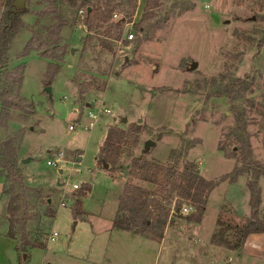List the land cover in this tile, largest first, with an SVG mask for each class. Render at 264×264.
Wrapping results in <instances>:
<instances>
[{
  "label": "rangeland",
  "instance_id": "374dc122",
  "mask_svg": "<svg viewBox=\"0 0 264 264\" xmlns=\"http://www.w3.org/2000/svg\"><path fill=\"white\" fill-rule=\"evenodd\" d=\"M53 1L56 11L40 16L38 11L45 0H25L28 12L20 15L21 25L7 50L5 68L22 66L19 91L32 105L11 108L5 124L0 110V138L20 134L14 141L17 165L23 163L29 175L27 180L20 167L21 177L6 179L0 172V264H40L53 245L58 248L56 243L67 245L75 232L87 235L96 231L99 242L103 237L107 240L109 254L111 248H118L111 251V256L118 257L119 264H241L243 260L231 253L220 259L208 254L202 261L191 256L184 240L198 232L193 229L199 218L197 204L162 184L133 177L129 169L133 157L140 156L178 170L187 166L207 179L215 178L217 183L244 174L249 204L253 194L249 184L258 191L256 213L251 210L250 216L241 217L224 205L214 234L238 246L245 226L251 225L249 219L264 227L258 185L259 177L264 176L259 127L264 121V0H115L109 18L94 20L91 27L83 22L84 12L67 0ZM147 2L149 7L145 6ZM60 18L65 24L59 31L58 44L49 43L45 48L59 58L47 57L49 52L32 48L34 43L21 55L35 31L45 36V27ZM129 32L132 38L127 37ZM194 61L197 66L191 68ZM50 62L59 64L51 78ZM0 76L2 88L10 78L3 70ZM142 82H149V93ZM46 85L51 86L50 94L45 91ZM99 107L110 112L97 113L89 128L90 137L89 129L68 128L77 117L89 120L88 109L97 112ZM137 112L140 119L128 118ZM112 122L128 134L126 144H119L117 152L114 146L103 145L102 150L116 160L104 167L98 160L100 152L99 165L92 156L106 124ZM147 138L155 142L144 149ZM58 148L67 158L76 149L85 150L80 165L83 171L68 173L48 165V155ZM230 166H238L239 171L232 179V169L224 173ZM223 173L225 178L220 180ZM74 182L80 185L78 189L73 187ZM88 183L91 193L83 202L88 212L84 218L77 217L73 228V192H86ZM129 183L148 191L142 196L148 201L147 210L170 208L162 241L146 232L140 235L115 227L109 221L112 198L119 202ZM57 188L63 191L58 193ZM236 194L235 190L231 197L226 196L240 202ZM224 196L223 192L214 194L204 214L202 210L208 236L213 232L209 219L219 205L214 206V202ZM62 199H66L64 206L60 204ZM184 205L192 208L181 211ZM151 220H155L153 215L149 216ZM171 228L178 231L176 240L172 239ZM51 229L60 233L56 241L46 239ZM9 232L15 239L7 235ZM23 236L40 238L44 244L27 248L24 257Z\"/></svg>",
  "mask_w": 264,
  "mask_h": 264
},
{
  "label": "trees",
  "instance_id": "16d2710c",
  "mask_svg": "<svg viewBox=\"0 0 264 264\" xmlns=\"http://www.w3.org/2000/svg\"><path fill=\"white\" fill-rule=\"evenodd\" d=\"M68 3L76 7L77 9H84V24L91 27L94 20H107L112 13L115 6V0H67ZM133 2V6H134ZM149 7L148 2L145 6ZM56 4L53 0H45V5L38 11L40 16L49 14L56 11ZM28 12L26 4L20 6L13 2V0H0V75L1 71H5L6 77L10 78V85L8 82L2 88H0V110L3 113L2 124L6 123L11 108L24 109L30 105L26 98L20 93V84L23 77L22 66H17L11 70L5 68V63L8 60L7 50L11 38L14 36L18 27L21 25L20 15ZM65 24V21L60 18L56 22L47 25L46 35L42 36L38 31H35L31 38L25 44L21 55L25 54L34 43L32 48L42 50L48 53L47 57H57L54 52L46 51L47 44H58L59 42V31ZM52 67H48V75L51 76L58 70L59 64L57 62H50ZM1 82V76H0ZM49 79L48 83L49 84ZM130 126L135 125L130 123ZM128 134L122 127L111 125L106 134V141L103 145L114 146L116 152L118 151L119 144H126L125 137ZM20 134L8 135L4 138H0V172L5 176L6 179L13 177H21L19 175V166L17 165L15 138ZM138 143L137 138L134 139L133 145L136 146ZM98 160L103 164L105 162L114 164L116 160L111 153H107L104 150H100ZM21 172V171H20ZM130 174L133 177L140 178L145 181L162 184L164 188L170 191H175L180 196L192 201L197 204L199 210V218L201 217L202 210L206 203V197L208 192L217 183V180L207 179L197 172H193L192 169L187 166L183 170L174 169L170 165L160 163L155 160L145 159L140 156H135L132 159L129 169ZM230 178L232 179L239 171L238 166L232 169ZM224 174L220 177V180L224 179ZM249 188L253 191L250 195V204L252 214L256 213V206L259 202L257 195L258 191L253 183L249 184ZM148 191L143 189L139 185L133 183L127 184L125 191L123 192L121 199L117 203V209L115 216L112 221V225L127 230H134L138 233H147L154 239L160 240L163 234V228L167 221L168 214L170 212L169 207L160 206V209L155 212L153 210H147L148 201L144 200L142 196L147 194ZM124 197L129 200L124 201ZM178 207H180V201H177ZM80 200H74L73 211L75 214L79 213ZM177 209V207H176ZM175 209V210H176ZM11 213L13 210L11 209ZM153 215L154 221H149V216ZM248 224L245 226L242 238L252 231H262L264 227L259 225L254 218L249 219ZM155 226V228H154ZM8 236L14 238V233H7ZM15 239V238H14ZM211 241L219 244H225L231 246V244L217 237L214 233L211 236ZM21 243L23 248L21 253L24 257L27 256L25 253L28 247L43 245L44 242L40 238H27L22 237ZM241 243V242H240ZM239 243V245H240ZM15 248L18 251V245L15 244ZM26 259V258H25Z\"/></svg>",
  "mask_w": 264,
  "mask_h": 264
},
{
  "label": "crops",
  "instance_id": "0c3cea01",
  "mask_svg": "<svg viewBox=\"0 0 264 264\" xmlns=\"http://www.w3.org/2000/svg\"><path fill=\"white\" fill-rule=\"evenodd\" d=\"M148 83L149 82H144V83L142 82V86L149 93L152 90V87H150V84H148ZM139 115H140V112H137L135 115H129L128 118L129 119H133L136 117L138 118ZM97 116H98V114H97ZM97 118L98 117H96V119ZM116 118H117L116 116L113 117V119H114L113 122L116 121ZM113 122L106 124L105 129L103 130L102 136L99 139L98 146L93 153L92 158H94V160H96L97 165H99L98 161H97L98 153L100 152L101 148L103 147L104 142L106 141L107 130H108L109 126L111 124H113ZM261 125H262V127H261ZM261 125H259V127L261 128V133H262L261 141L263 142V152L260 154H263V155H261L262 157L261 156L260 157L263 159V162H264V121L261 123ZM90 129L88 131L87 137H90ZM76 150H80L83 153L82 160H81V163H82L83 158L85 156V152H84L85 150L84 151L82 149H76ZM61 151H62V155H61L59 163H58L59 164L58 165L59 171L66 169V170H68V173H71L72 171H76V172L81 173L83 171V167L80 166L81 163L77 164V163H72V161H71L75 151H73V154L70 158L66 157V155L64 154L65 152L63 153V150H61ZM63 155L65 156V158ZM22 164L23 163L18 165L21 168V173H22V175L25 174V178L27 180H29V175H27V173L24 172ZM103 166L106 167L104 164H103ZM230 167L231 168L224 173H228L232 169V166H230ZM77 168H79V170H77ZM102 169L105 170V168H102ZM89 172H90V170H89ZM206 177H208V176H206ZM209 178H211V177H209ZM211 179H213V178H211ZM246 180H247L246 175L239 174L236 179H233V180H230L227 182L219 181V183L215 184L214 187L211 189V191L208 195L204 210H203V214H204L205 210L208 208L207 205L210 202L212 196H214V194L219 195L221 192L225 193V196L222 200H220V201L218 200V201L214 202V206L218 202H219V205L215 208L214 213L211 214L212 218L209 219L211 227H212L211 229H213V232H211L212 234L214 233V231L217 227V219H218L219 213L222 211L221 209L224 207V205H228L229 207H231L236 215H240L241 217L250 216L251 207L249 204V190L247 189V185L245 183ZM26 182L29 185L31 184L30 181H26ZM57 183H58L57 186L61 187L62 184L59 181H57ZM84 183H87V182H84ZM258 185L260 188V195L259 196L262 198V202L264 204V176L261 175L259 177ZM90 186L91 185L89 184V187H88L86 192H81V190H78V191L75 190L76 193L73 192V194L75 196V198H73V200H76V199L80 200L79 213L75 214L73 211L74 218H75L73 221V226H72L73 228L78 223L77 217H83L84 218L87 215L88 211L85 209L83 202H84L85 196L88 195V192H89V194L91 193L90 191H88V190H90ZM57 189H58V193L60 191L61 192L63 191V190H61V188H57ZM235 190L237 193L236 197L240 200V202L230 200L226 196V194H229L231 197V191L235 192ZM76 194H78L79 196ZM49 200L50 199L48 198V202H49ZM112 202L113 203H110L112 213L110 215V220H109L111 223H112L113 218L115 216L116 209H117V203H118L117 201H115L114 198H112ZM238 203H240V204H238ZM64 205L65 204H63L62 206H64ZM73 205H74V203H73ZM73 205H72V208H73ZM106 205H107V203L105 202V200H102V207L104 208ZM102 207L98 206V210L100 208L102 209ZM56 212H57V210H55L54 214H56ZM89 218H90V215H89ZM194 223H195V225L193 226V229L197 228L198 232L197 233L192 232L191 235L188 236L189 240L188 241L184 240V243L188 247V250L190 251L191 256H195V258H198L199 259L198 261H202L204 259V257L208 254H212L214 257H217L218 259H220V257L223 254L231 253L235 257H238V258L243 260V262H241V264H264V230L248 232L243 238H241L240 245L237 246V245H233L230 243L231 246H227L225 244H219V243L212 242L211 241L212 234H209V236H208L207 234L204 233L205 228H206V224L204 223V218L201 217L198 221H196ZM92 225H93V223H92ZM51 230H56V229H51ZM166 230H168V227L166 228ZM171 230H172V232H171L172 239L174 238V240H176V238H177L176 235L178 234V231L175 228H171ZM93 231H96V228H94ZM131 231H133V230H131ZM96 232L97 233L87 234V235H82L80 233L75 232L73 234V236H71L69 238L67 245H61L59 243H56L55 246L58 247L57 249L53 248L54 245L52 246L50 251L46 248L47 251H49V253H46L43 256V259H42L40 264H52V263L53 264H119V258L118 257L115 258V256H111V251L112 250H118V248H111V251L109 254L108 249H107V244H108L107 240L103 237V240L99 242L98 241L99 240L98 231H96ZM133 232H135V231H133ZM135 233L140 234V235L142 234V233H138V232H135ZM59 235H60V233H59ZM202 235H205V236H202ZM58 236H57V238H55L51 241H56L58 239ZM183 236H186V235H183ZM207 237H209L208 238L209 240L207 239ZM163 239H164V237L161 239V241ZM161 241L159 243H161ZM62 249H64L63 250L64 252L62 251ZM106 249H107V251H106ZM55 250H57V251H55ZM56 252H59V253L56 254ZM61 254L65 255V256H62ZM198 264H199V262H198Z\"/></svg>",
  "mask_w": 264,
  "mask_h": 264
},
{
  "label": "built area",
  "instance_id": "2783aa9c",
  "mask_svg": "<svg viewBox=\"0 0 264 264\" xmlns=\"http://www.w3.org/2000/svg\"><path fill=\"white\" fill-rule=\"evenodd\" d=\"M79 12H84V9L83 8H79ZM127 37L128 38H132L133 37V33L132 32H129L127 33ZM101 110H103L104 112H110V109L109 108H102L99 107L97 112H95L92 108H89L88 111H87V116L89 117V120H86V121H82L80 119V117H77L73 120L72 123L68 124V128L69 129H74L75 126H81L83 129H89L92 127L96 117H97V113L100 112ZM81 113V112H80ZM60 155H62V151L61 149H57L55 152H52L51 154L48 155L47 159H46V163L48 165H52V166H58L59 164V160H60ZM82 156H83V153L82 151L80 150H76L75 153L73 154V157L71 159L72 163H81V160H82ZM77 170H79V168H77ZM73 187H76V189H78L80 187V185L76 182H74L73 184ZM60 204L63 205V204H66V199H62L60 201ZM192 208L190 205H187V206H183L182 209H180L181 211H183V209L187 210V209H190ZM172 210H173V207H172ZM59 235V232L57 230H51L50 233L48 234L47 236V239L48 240H53L55 238H57V236Z\"/></svg>",
  "mask_w": 264,
  "mask_h": 264
},
{
  "label": "water",
  "instance_id": "95a60500",
  "mask_svg": "<svg viewBox=\"0 0 264 264\" xmlns=\"http://www.w3.org/2000/svg\"><path fill=\"white\" fill-rule=\"evenodd\" d=\"M13 2H14L15 4H17V5L22 6V5H24L25 0H13ZM72 50H73V48H72ZM125 58L127 59V57H125ZM196 66H197V63H196L195 61L191 63V68H195ZM44 88H45V91H46L48 94L51 93V86H50V85H46ZM139 119H140V118H139ZM122 120H123V121H127V117H126V116H123V117H122ZM154 142H155V140L152 139V138H147V139H145L144 142H143V148H144V149H148L152 144H154ZM26 159H27V158H24L23 161H25ZM104 165L107 166L108 163L105 162Z\"/></svg>",
  "mask_w": 264,
  "mask_h": 264
}]
</instances>
